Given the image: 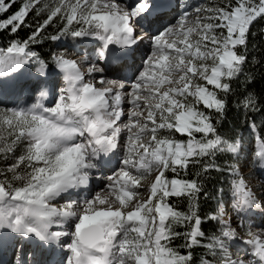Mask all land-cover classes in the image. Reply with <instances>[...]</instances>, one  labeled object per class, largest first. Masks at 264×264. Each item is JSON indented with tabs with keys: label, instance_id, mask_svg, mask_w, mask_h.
<instances>
[{
	"label": "snow or ice",
	"instance_id": "obj_1",
	"mask_svg": "<svg viewBox=\"0 0 264 264\" xmlns=\"http://www.w3.org/2000/svg\"><path fill=\"white\" fill-rule=\"evenodd\" d=\"M0 36V264H264V0H0Z\"/></svg>",
	"mask_w": 264,
	"mask_h": 264
},
{
	"label": "trees",
	"instance_id": "obj_2",
	"mask_svg": "<svg viewBox=\"0 0 264 264\" xmlns=\"http://www.w3.org/2000/svg\"><path fill=\"white\" fill-rule=\"evenodd\" d=\"M260 27H261V25H257V29H259ZM20 35H21V37H26L27 31L21 32ZM257 39L260 40L261 38L259 36H257ZM5 42L6 41H5L4 37L3 36H0V47H2ZM51 46H52V43L51 42H46L43 46L38 47L37 50H43L44 52H47V50L49 48H51ZM232 124H233V119H232V115L230 114L229 117H228V126L231 127ZM215 176H216V174L213 173V177H215ZM214 183H215V179H213L209 183L208 186H209L210 189L212 188V186H213ZM212 206H213V203L212 202H210L208 205H205L204 206V211L210 212ZM197 254H199V253H197Z\"/></svg>",
	"mask_w": 264,
	"mask_h": 264
},
{
	"label": "rangeland",
	"instance_id": "obj_3",
	"mask_svg": "<svg viewBox=\"0 0 264 264\" xmlns=\"http://www.w3.org/2000/svg\"><path fill=\"white\" fill-rule=\"evenodd\" d=\"M66 44H71V41L69 40V41H66L65 42ZM6 45V42L3 44V46H5ZM51 48L53 49V50H56L55 49V46L52 44V46H51ZM49 50V49H48ZM47 50V51H48ZM60 51H63V48H61L60 49ZM79 55H83V52H80V53H78ZM27 100V96L25 95V96H22L21 97V101H26ZM247 171V170H246ZM249 179H250V182L251 183H253V184H256V183H258V180L257 179H255V177H249Z\"/></svg>",
	"mask_w": 264,
	"mask_h": 264
}]
</instances>
